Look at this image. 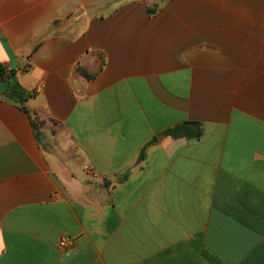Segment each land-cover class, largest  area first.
Returning a JSON list of instances; mask_svg holds the SVG:
<instances>
[{
  "label": "crops",
  "instance_id": "1",
  "mask_svg": "<svg viewBox=\"0 0 264 264\" xmlns=\"http://www.w3.org/2000/svg\"><path fill=\"white\" fill-rule=\"evenodd\" d=\"M0 65V264H264V0H0Z\"/></svg>",
  "mask_w": 264,
  "mask_h": 264
},
{
  "label": "trees",
  "instance_id": "2",
  "mask_svg": "<svg viewBox=\"0 0 264 264\" xmlns=\"http://www.w3.org/2000/svg\"><path fill=\"white\" fill-rule=\"evenodd\" d=\"M154 9L151 10V13H154ZM16 70L11 69L9 71H5V68L0 65V81L4 85L3 94L12 102L19 105L23 110H26L24 107V102L27 98L31 97L30 95H25V93L17 86V84L14 83L13 75L15 74ZM83 75H85L88 79L91 78L90 75H88L83 70L81 71ZM32 126L35 128L36 123H34V120L32 121ZM169 132V131H168Z\"/></svg>",
  "mask_w": 264,
  "mask_h": 264
},
{
  "label": "water",
  "instance_id": "3",
  "mask_svg": "<svg viewBox=\"0 0 264 264\" xmlns=\"http://www.w3.org/2000/svg\"><path fill=\"white\" fill-rule=\"evenodd\" d=\"M10 68L13 69L14 65H10ZM1 90H2V87H0V91ZM170 134L174 138L178 136H184L186 138L192 139L197 136V130L192 124L184 123V124H180V125L172 127Z\"/></svg>",
  "mask_w": 264,
  "mask_h": 264
},
{
  "label": "built area",
  "instance_id": "4",
  "mask_svg": "<svg viewBox=\"0 0 264 264\" xmlns=\"http://www.w3.org/2000/svg\"><path fill=\"white\" fill-rule=\"evenodd\" d=\"M67 243H68V241L66 239H61L60 240V245L61 246H65V245H67Z\"/></svg>",
  "mask_w": 264,
  "mask_h": 264
}]
</instances>
